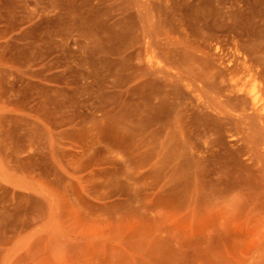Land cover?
<instances>
[{"label":"rangeland","instance_id":"374dc122","mask_svg":"<svg viewBox=\"0 0 264 264\" xmlns=\"http://www.w3.org/2000/svg\"><path fill=\"white\" fill-rule=\"evenodd\" d=\"M0 264H264V0H0Z\"/></svg>","mask_w":264,"mask_h":264},{"label":"bare ground","instance_id":"6f19581e","mask_svg":"<svg viewBox=\"0 0 264 264\" xmlns=\"http://www.w3.org/2000/svg\"><path fill=\"white\" fill-rule=\"evenodd\" d=\"M244 86H245V85H244ZM246 87L248 88V92H249V86H246ZM247 88H246V90H247ZM250 89H251V88H250ZM257 91H260V90L258 89ZM259 93H260V92H259ZM260 97L262 98V96H260ZM258 101H259V100H258ZM258 103H259V102H258ZM258 103H257V104H258ZM253 105H254V107H255V104H253ZM260 105H261V104H260ZM262 105H263V104H262ZM262 105H261V106H262ZM262 108H263V107H262Z\"/></svg>","mask_w":264,"mask_h":264}]
</instances>
